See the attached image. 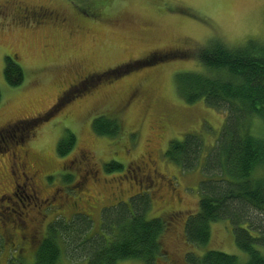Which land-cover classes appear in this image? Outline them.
<instances>
[{
	"label": "rangeland",
	"instance_id": "1",
	"mask_svg": "<svg viewBox=\"0 0 264 264\" xmlns=\"http://www.w3.org/2000/svg\"><path fill=\"white\" fill-rule=\"evenodd\" d=\"M20 8L46 9L52 16L41 22L28 21L18 14ZM95 10L100 14L98 18L91 15ZM212 40L232 48L251 40L264 43V0H0V135L4 136L0 137V195L10 191L15 181L9 175L11 161L20 157L35 170H43L45 177L41 171L34 181L41 197H56L50 205L55 210L48 211L47 219L39 221L37 227L33 217L38 210L33 204L23 211L29 214L27 226L39 229L35 246L25 245L22 249L19 242L15 250L6 234L7 240L0 247V264H35L36 249L46 237V227L57 219L71 220L74 213L86 214L93 223L89 232L93 236L103 232L104 209L113 217L122 208L133 211L130 200L140 191L136 176L131 174L132 178L128 171L125 174L124 168L112 173L105 168L112 162L124 165L138 161L151 152L158 174L164 179L156 178L151 194L140 196L148 194L150 198L148 219L164 217L169 224L162 237L169 260L159 263L184 264L186 254L202 256L208 250L237 256L242 263L248 261L236 245L229 221L211 225L207 246L196 249L187 243L185 226L199 212V187L206 175L201 167L183 171L166 158L172 141L193 133L203 140L204 162L220 138L227 115L210 108L204 100L186 104L177 93L175 79L182 72L206 74L196 54ZM170 50L186 55L166 59L164 54ZM155 53L154 57L160 56L162 61L106 75L95 87L84 84L88 89L73 91L69 100L70 95L58 109L48 113L63 92L87 74L118 69ZM8 56H15L26 73L24 84L17 89L9 88L5 81ZM133 94L136 97L132 98ZM100 116L116 118L121 134L116 138L98 136L92 123ZM161 118L166 126L162 134L157 129ZM24 120L34 124L30 135L22 124ZM14 124L19 130L12 131V135L5 132L11 126L16 128ZM69 133L76 137L75 146L67 157H62L57 147ZM14 137L18 141L12 145ZM14 148H20L19 156L12 157ZM79 150L91 153L88 164L97 170L96 176L84 175ZM166 180L173 190L163 185ZM120 189L123 193H118ZM20 192L19 199L25 204L34 201L29 188ZM19 199L12 202L19 203ZM87 199L94 207L90 213L86 212ZM11 216L16 225L22 222L16 214ZM2 222L8 225L4 217ZM63 257L64 253L58 264H87L86 260ZM118 264L143 263L134 260Z\"/></svg>",
	"mask_w": 264,
	"mask_h": 264
},
{
	"label": "trees",
	"instance_id": "2",
	"mask_svg": "<svg viewBox=\"0 0 264 264\" xmlns=\"http://www.w3.org/2000/svg\"><path fill=\"white\" fill-rule=\"evenodd\" d=\"M71 1L87 3L91 0ZM17 12L25 19L22 10ZM91 15L98 18L100 14L95 10ZM181 52L170 50L164 55L168 56L166 59L184 57L186 54ZM153 56L111 71L86 75L71 84L48 113L58 109L70 95L69 100L73 91L88 89L84 84L95 87L106 75L121 74L132 69L134 64L142 67L143 63L155 65L162 61L161 57ZM196 57L206 74L178 73L175 77L177 93L188 105L204 100L210 108L226 114L227 119L216 148L204 162L205 147L197 134H187L183 140L172 141L166 151V158L183 171L201 167L203 176L206 175L199 187V212L191 216L185 226L186 241L191 247L203 248L210 242L211 225L229 221L236 245L248 256V261L242 263L237 256L208 250L202 256L186 254L184 264H264V43L251 40L245 46L232 48L219 40H212L197 51ZM4 76L11 89L24 84L26 73L15 56L6 57ZM116 120L100 116L93 120L92 127L98 136L116 138L121 134ZM22 124L29 135L32 134L34 124L27 120ZM75 141L74 135H66L58 144V154L66 157L73 150ZM122 169L123 165L117 162L105 168L108 173ZM130 203L133 211L122 208L117 217L104 209L103 232L93 236L89 235L93 223L86 214L74 213L71 220L61 218L50 222L46 237L36 249L35 264H58L63 253L65 258L86 260L87 264H118L134 260L143 264L167 262L169 256L162 243L169 225L167 220L164 217L147 218L151 209L148 195L135 196ZM33 225L39 226L38 223ZM28 228L35 233H30L26 241L16 232L5 231L0 247L6 242L7 235L8 240L9 237L12 240L9 241L11 246L16 245V249L19 242L22 249L25 245L35 246L39 229Z\"/></svg>",
	"mask_w": 264,
	"mask_h": 264
},
{
	"label": "flooded vegetation",
	"instance_id": "3",
	"mask_svg": "<svg viewBox=\"0 0 264 264\" xmlns=\"http://www.w3.org/2000/svg\"><path fill=\"white\" fill-rule=\"evenodd\" d=\"M22 10L25 13V20H31V19H35L36 21H44L46 19H49L52 14L46 10V9H23L20 8L17 11ZM94 16V15H93ZM142 60V59H140ZM87 83V82H86ZM81 84V83H80ZM78 84V85H80ZM88 84V83H87ZM136 97V94L132 95V98ZM130 102V101H129ZM123 106H127V105H123ZM16 128L14 127H10L9 132L11 133L12 131H16L19 130V126L18 124H14ZM166 126L164 124L163 119L161 118L159 120V125L157 127V129L160 131V134H162L165 130ZM135 133L132 134V136ZM12 135V133H11ZM16 136V135H15ZM136 136V135H135ZM134 136V137H135ZM1 139H4V136L1 134L0 135ZM133 137V138H134ZM11 138L12 142L11 144H17V139ZM132 138V139H133ZM10 147V146H8ZM7 147V149H8ZM0 148H2V146H0ZM20 149V148H19ZM19 149H15L12 150V157L13 155H17V151ZM26 151H29L28 149ZM77 155L79 157V163L83 164V168H81V170L83 171L85 176H96L97 175V170H95L94 168H92V164L89 163V160L91 159V153L86 151V150H79V153L77 152ZM19 156V154H18ZM67 157V156H66ZM15 161V163H13V161ZM13 161H11L12 167H10L9 170V175L15 179V181L13 180L12 186L10 191H8L6 194L3 193L0 195V211H2V214H0V239L4 236H2V234L5 231H8L11 233L16 232V235L19 238H23L24 241L27 240V236H30V229L27 226V216L29 215L26 212H23L25 209H27L28 207H31L33 204L34 206V210H38L35 213V216L33 217V222H37L39 223V221H41L43 218L46 220L49 212H52L53 209L55 210V208H50V205H54L56 197L55 196H50V197H41V192L38 190L37 185L35 184V178L38 176L39 177V173L42 171V176L45 177L43 170L42 169H36L35 167H33V165L29 164L25 158L21 159L20 157L14 159ZM126 163V162H125ZM123 168L125 169L124 172H126L125 174H127V171L129 173V175L132 177L131 174L135 175L136 177L134 178L136 183L139 184V190L133 197L135 196H139V195H143L144 192H148L149 194H151L149 192V190L153 187L152 185L156 184V178H162L163 177L159 176L158 174V170L156 168L155 165V159L153 156V153H149L147 154L146 157L143 158V156L138 160V161H133L130 160L128 161L126 164L123 165ZM79 178L83 179V175H80ZM133 178V177H132ZM44 181V180H43ZM45 182V181H44ZM120 182V181H119ZM21 183V184H20ZM121 184V182H120ZM163 185H167V187L171 190L173 186L172 183L169 180L164 181ZM24 188H29L30 191V195L32 197H34V201L31 203V201H29L27 204H25L21 199H19V196L21 194V190ZM131 191V189H130ZM118 193H123V190H119ZM146 194V193H145ZM26 195V194H25ZM70 195V194H69ZM148 195V194H147ZM81 197V196H80ZM79 197V198H80ZM116 196H114L115 198ZM18 198L19 199V203L16 202H12V200ZM78 198V197H77ZM123 200H120L119 202H122ZM88 202V207L86 209V212H92L93 204L92 201L90 199H87ZM119 202H115V203H119ZM6 203H10L11 206L7 207L5 206ZM73 205H76V208L78 207L77 202H73ZM46 209H41L46 207ZM90 208V211H89ZM19 211V212H17ZM22 213L19 215V213ZM16 214L18 216V220L22 221L21 223H16L13 221V218L11 215ZM41 214V215H39ZM2 217H4L7 220L8 225L4 224L2 222ZM44 220V221H45ZM27 233V235H26ZM16 249V245L14 247Z\"/></svg>",
	"mask_w": 264,
	"mask_h": 264
},
{
	"label": "bare ground",
	"instance_id": "4",
	"mask_svg": "<svg viewBox=\"0 0 264 264\" xmlns=\"http://www.w3.org/2000/svg\"><path fill=\"white\" fill-rule=\"evenodd\" d=\"M88 75V74H87ZM211 148V147H210ZM262 169V168H261Z\"/></svg>",
	"mask_w": 264,
	"mask_h": 264
}]
</instances>
